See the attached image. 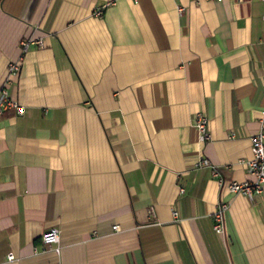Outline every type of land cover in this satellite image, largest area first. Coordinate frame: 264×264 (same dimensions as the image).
<instances>
[{
    "label": "crops",
    "instance_id": "0c3cea01",
    "mask_svg": "<svg viewBox=\"0 0 264 264\" xmlns=\"http://www.w3.org/2000/svg\"><path fill=\"white\" fill-rule=\"evenodd\" d=\"M27 38L43 46L0 123V264H264V187L225 186L253 180L260 0H0V89Z\"/></svg>",
    "mask_w": 264,
    "mask_h": 264
},
{
    "label": "built area",
    "instance_id": "2783aa9c",
    "mask_svg": "<svg viewBox=\"0 0 264 264\" xmlns=\"http://www.w3.org/2000/svg\"><path fill=\"white\" fill-rule=\"evenodd\" d=\"M136 1V0H132ZM194 3H199L201 1L207 0H193ZM221 2L222 0H215ZM264 9V0H260ZM102 9L97 10L96 15L101 16ZM181 12L182 9L179 8ZM43 41L41 39L27 38L20 43V53L18 58L9 63L8 66V80L0 89V123L1 118L6 112L14 111L17 115H22L24 113V107L20 105L9 93L10 78L15 77L19 74L21 69V64L24 60L25 54L29 51L31 47H42ZM262 82L264 87V74L262 75ZM264 96V90H263ZM193 128L199 134L201 142H205L209 139L207 132L208 119L202 111H198L192 121ZM252 158L245 162L248 173L253 177L251 182H230L226 186L228 192L232 195L243 196L248 200L252 201L254 197L261 196L264 187V121L261 124V129L258 133L251 137V147H250ZM207 164L206 162H202ZM214 175L218 176V173L214 170ZM219 186L223 187L224 183L219 179ZM228 212V205L226 203H219L217 210L213 214V231L218 235H223L225 233V218ZM176 216V213H173ZM113 230H117V227H113ZM60 234L55 228L50 229L44 233L40 239V243L46 247L51 245H58ZM59 252V249H55ZM8 260H12V255H8Z\"/></svg>",
    "mask_w": 264,
    "mask_h": 264
}]
</instances>
